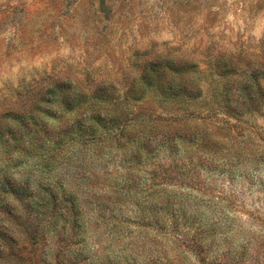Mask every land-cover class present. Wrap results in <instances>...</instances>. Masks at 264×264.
<instances>
[{
  "label": "trees",
  "instance_id": "16d2710c",
  "mask_svg": "<svg viewBox=\"0 0 264 264\" xmlns=\"http://www.w3.org/2000/svg\"><path fill=\"white\" fill-rule=\"evenodd\" d=\"M165 61L155 58L145 64L123 93L109 82L86 92L55 80L25 89L20 109L3 113L8 121L0 128L5 156L0 166L5 171L28 157L41 173L56 163L72 164L76 171L69 184L59 180L53 188L40 185L38 191L52 202L46 232L69 234L55 253L58 264L66 253L68 264H245L244 250L237 256L231 252L233 219L218 197L201 190L200 176L204 169L224 165L233 171L245 161L254 169L264 153L212 142L213 129L207 131L205 118L195 107L189 109L201 92L199 78L185 69L182 59ZM169 65L174 68L166 72ZM217 66L220 73L211 83L206 110L216 104L239 112L253 98L264 109V61L238 66L228 60ZM147 88L161 110L174 106L178 112L142 105ZM194 118L203 126L192 131ZM25 186L7 174L0 181L4 193L27 200L37 196ZM90 211L96 212L93 226ZM98 223L107 235L92 249L85 238ZM39 229L37 225L32 231L34 240L45 234Z\"/></svg>",
  "mask_w": 264,
  "mask_h": 264
},
{
  "label": "rangeland",
  "instance_id": "374dc122",
  "mask_svg": "<svg viewBox=\"0 0 264 264\" xmlns=\"http://www.w3.org/2000/svg\"><path fill=\"white\" fill-rule=\"evenodd\" d=\"M155 58L170 63L182 59L185 69L199 78L201 92L189 109L195 107L205 118L207 131L213 129L212 142L255 148L258 156L264 153V109L259 101L253 98L250 106L235 113L216 104L206 110L211 105V83L220 73L217 64L263 63L264 0H0V128L8 121L2 117L8 108L20 109L25 89L33 91L58 80L91 92L109 82L123 93ZM169 66L166 72L174 68ZM143 99L147 103L142 105L162 113L178 112L174 106L161 110L148 88ZM201 123L192 119V131ZM4 158L0 152V162ZM252 166L245 161L233 171L226 165L204 169L200 183L202 191L220 199L234 221L231 252L237 256L244 250L245 264H264V160ZM39 167L30 157L9 171L0 166V181L7 174L37 194L27 200L0 189V264L59 263L55 253L69 234L46 232L52 202L38 191L40 185L53 188L59 180L69 184L76 171L65 163H56L45 173ZM90 212L93 226L96 212ZM37 225L45 234L34 240ZM89 230L85 241L92 249L98 239L105 242L107 229L102 223ZM69 256L64 254L63 264H68Z\"/></svg>",
  "mask_w": 264,
  "mask_h": 264
}]
</instances>
